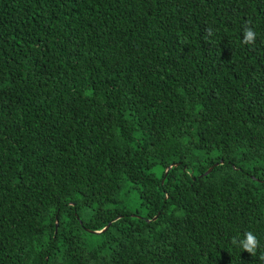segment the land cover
<instances>
[{"label": "trees", "instance_id": "trees-1", "mask_svg": "<svg viewBox=\"0 0 264 264\" xmlns=\"http://www.w3.org/2000/svg\"><path fill=\"white\" fill-rule=\"evenodd\" d=\"M261 252L264 0H0V264Z\"/></svg>", "mask_w": 264, "mask_h": 264}, {"label": "clouds", "instance_id": "clouds-1", "mask_svg": "<svg viewBox=\"0 0 264 264\" xmlns=\"http://www.w3.org/2000/svg\"><path fill=\"white\" fill-rule=\"evenodd\" d=\"M206 38H210L214 35V30L211 27L205 29ZM256 33L252 27L246 26L243 29L242 43L245 45H252L255 42ZM232 244L236 245L243 250H246L253 256H256L257 248L259 246V240L252 231H246L242 237L234 236L232 238ZM259 259L264 261V252H261Z\"/></svg>", "mask_w": 264, "mask_h": 264}, {"label": "rangeland", "instance_id": "rangeland-1", "mask_svg": "<svg viewBox=\"0 0 264 264\" xmlns=\"http://www.w3.org/2000/svg\"><path fill=\"white\" fill-rule=\"evenodd\" d=\"M120 204L124 205L130 211L134 212L133 214H135V211H139L141 216L147 214V209L140 204L139 198L136 195L135 191H132L130 189H124L120 198Z\"/></svg>", "mask_w": 264, "mask_h": 264}, {"label": "water", "instance_id": "water-1", "mask_svg": "<svg viewBox=\"0 0 264 264\" xmlns=\"http://www.w3.org/2000/svg\"><path fill=\"white\" fill-rule=\"evenodd\" d=\"M221 162H223V160L221 161ZM173 165H177V164H172V165H170L169 167H168V169H167V171L170 169V168H172L173 167ZM218 165V163H215L213 166H211L205 173H204V175H206V174H209L212 170H213V168L215 167V166H217ZM160 213H158L155 217H153L154 219L155 218H157L158 217V215H159ZM111 225V223H109L105 228H103V229H101V230H91V229H88L90 232H93V233H102V232H104L106 229H108V227ZM57 228H58V221H56V230H57Z\"/></svg>", "mask_w": 264, "mask_h": 264}]
</instances>
